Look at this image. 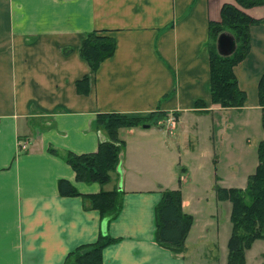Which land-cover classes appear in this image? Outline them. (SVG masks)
Returning a JSON list of instances; mask_svg holds the SVG:
<instances>
[{
	"label": "crops",
	"instance_id": "crops-1",
	"mask_svg": "<svg viewBox=\"0 0 264 264\" xmlns=\"http://www.w3.org/2000/svg\"><path fill=\"white\" fill-rule=\"evenodd\" d=\"M224 3L237 6L234 0H0V264H63L101 233L112 240L101 251L102 264H227L228 251L215 259L211 240L218 234L210 236L208 222L198 220L195 197L181 193V211L192 218L182 250L155 238L162 192L179 189L164 159L175 123L211 115L215 132L213 115L235 111L242 123L262 126L264 24L249 26V52L233 67L244 105L211 103L208 28L220 22ZM241 10L264 19V5ZM92 31H107L115 41L95 71L79 53ZM85 76L84 93L77 82ZM102 114L143 123L119 131L122 141H134L131 150L125 141L120 173L111 171L103 185L78 182L63 155L96 151L107 139L95 123ZM60 180L80 195L61 196ZM119 182L120 210L103 221L82 196L118 190ZM263 246L264 239L251 243L244 264H264Z\"/></svg>",
	"mask_w": 264,
	"mask_h": 264
},
{
	"label": "trees",
	"instance_id": "trees-1",
	"mask_svg": "<svg viewBox=\"0 0 264 264\" xmlns=\"http://www.w3.org/2000/svg\"><path fill=\"white\" fill-rule=\"evenodd\" d=\"M237 6L225 4L221 8L220 22H211L209 34V93L213 106L229 109L244 105L245 94L237 87L233 67L245 59L249 52L250 25L264 24V19L255 20L241 9L263 6L264 0H234ZM229 33L236 43L234 52L226 57L218 55L215 41L221 33ZM115 49V41L107 31L87 33L80 45V56L87 61L92 71ZM88 78L85 76L77 82L80 92H87ZM258 86V99L261 107V124L264 130V76ZM197 105L203 104L199 101ZM96 125L102 129L107 139L100 140L93 153L76 155L65 152L63 158L75 173L78 182L105 184L109 173L115 171L124 141L119 131L130 129L143 123L142 119L121 114H102L96 118ZM257 147V164L252 174L247 177L245 187L222 189L216 188L222 200L230 202L231 224L230 237L227 243V264H244V253L251 243L264 239V139ZM50 152L55 153L53 149ZM61 196H79L74 187L65 180L57 184ZM120 191H100L94 195L82 196L91 209L99 212L103 221L114 218L120 210ZM192 223V218L181 211L180 190H165L155 209V238L162 247L173 252L182 250L183 240ZM106 234L101 233L97 240L87 246H81L71 252L63 264H102L101 251L111 243Z\"/></svg>",
	"mask_w": 264,
	"mask_h": 264
},
{
	"label": "rangeland",
	"instance_id": "rangeland-1",
	"mask_svg": "<svg viewBox=\"0 0 264 264\" xmlns=\"http://www.w3.org/2000/svg\"><path fill=\"white\" fill-rule=\"evenodd\" d=\"M238 114L235 111L214 114L215 132L209 131L211 115L185 117L175 123L167 136L172 152L165 153L167 155L164 159L171 163L174 184L184 198L195 197L199 209L196 212L197 218L201 224L208 222L210 236L218 234V241L213 238L211 240L216 243V247L211 248L215 259L226 257V243L231 232L228 221L230 202L220 199L216 188L245 187L248 175L254 172L257 164L256 146L264 136V130L258 121L250 127L242 123L244 118ZM219 122H222L221 127L217 129ZM124 139L127 148L131 150L134 141L125 136ZM159 144L162 147L160 142ZM163 150L159 148V152ZM202 153L206 154L201 155ZM204 251L210 253L207 248ZM208 256L206 259L210 262Z\"/></svg>",
	"mask_w": 264,
	"mask_h": 264
},
{
	"label": "water",
	"instance_id": "water-1",
	"mask_svg": "<svg viewBox=\"0 0 264 264\" xmlns=\"http://www.w3.org/2000/svg\"><path fill=\"white\" fill-rule=\"evenodd\" d=\"M235 48H236V43H235V40L233 39L232 35H230L229 33L221 32L217 36L216 41H215V49H216V52L218 53V55L227 58L228 56H230L234 52ZM144 127H146V126H144ZM116 170L119 173L121 172L120 161H119V164H118ZM120 179H121V174H120ZM117 189H118V191L121 190V182H119Z\"/></svg>",
	"mask_w": 264,
	"mask_h": 264
},
{
	"label": "built area",
	"instance_id": "built-area-1",
	"mask_svg": "<svg viewBox=\"0 0 264 264\" xmlns=\"http://www.w3.org/2000/svg\"><path fill=\"white\" fill-rule=\"evenodd\" d=\"M21 147H23V146H21Z\"/></svg>",
	"mask_w": 264,
	"mask_h": 264
}]
</instances>
